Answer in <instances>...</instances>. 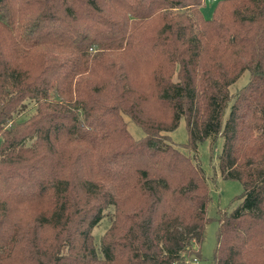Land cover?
<instances>
[{
    "label": "trees",
    "instance_id": "16d2710c",
    "mask_svg": "<svg viewBox=\"0 0 264 264\" xmlns=\"http://www.w3.org/2000/svg\"><path fill=\"white\" fill-rule=\"evenodd\" d=\"M204 1L0 0V264L200 259L211 197L165 135L181 119L242 186L210 264H264V0Z\"/></svg>",
    "mask_w": 264,
    "mask_h": 264
},
{
    "label": "rangeland",
    "instance_id": "374dc122",
    "mask_svg": "<svg viewBox=\"0 0 264 264\" xmlns=\"http://www.w3.org/2000/svg\"><path fill=\"white\" fill-rule=\"evenodd\" d=\"M217 4V0H205L200 11L203 17L211 18ZM248 72L245 71L241 77H239L229 87L231 95L238 91L248 79ZM232 100V99H231ZM31 111V107L28 108L27 112ZM25 115V112L22 114ZM21 115V116H22ZM19 116V117H21ZM126 126L133 138L137 139L143 135L142 130L125 117ZM167 138L173 141L184 153L188 154L193 158L194 161L201 167L208 183L210 191V201L207 205V217L210 218L208 223L205 225L203 240L200 245V259L193 258L188 259L186 264H210V260L213 256V250L216 242V233L218 228L217 210L230 211L234 209L239 199L236 197L241 193L242 186L240 182L236 180H225L221 178L218 168V155L222 147V138L219 136L213 145H210L209 140H204L199 144L197 152L193 154L189 152L188 148L183 145L187 139L186 128L184 121L181 119L179 125L172 131L165 133ZM109 221L107 217H104L98 225H96L92 234L95 238V242L99 243L101 235L108 227Z\"/></svg>",
    "mask_w": 264,
    "mask_h": 264
}]
</instances>
